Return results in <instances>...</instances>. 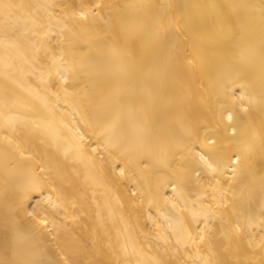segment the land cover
Segmentation results:
<instances>
[{"label": "bare ground", "instance_id": "1", "mask_svg": "<svg viewBox=\"0 0 264 264\" xmlns=\"http://www.w3.org/2000/svg\"><path fill=\"white\" fill-rule=\"evenodd\" d=\"M0 264H264V0H0Z\"/></svg>", "mask_w": 264, "mask_h": 264}]
</instances>
